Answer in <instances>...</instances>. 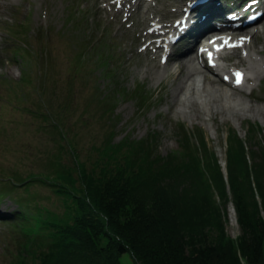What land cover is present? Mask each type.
I'll list each match as a JSON object with an SVG mask.
<instances>
[{"label":"rangeland","instance_id":"obj_1","mask_svg":"<svg viewBox=\"0 0 264 264\" xmlns=\"http://www.w3.org/2000/svg\"><path fill=\"white\" fill-rule=\"evenodd\" d=\"M8 2L12 5L2 7L5 13L0 14V189L8 195L0 199V216L22 209L30 221L47 222L46 228L32 229L41 234L36 239L45 247L51 224L69 220L71 214L64 196L46 178L55 177L59 170L73 175L78 172L77 164L97 177L113 147L110 142L142 139L153 130L159 137L157 153L181 158L180 143L186 133L191 148L187 156L189 160L193 155L201 157V164L172 184L208 188L210 201L218 206L209 219L218 228L207 224L204 229L209 231V240L216 232L237 239L241 228L235 203H224L220 176L214 169L212 174L202 173L203 163L216 158L227 183V136L229 139L235 130L246 141L252 161L250 150L260 154L264 148V113L249 111L239 120L217 117L214 121L192 120L176 113L170 83L158 82L144 72L157 66V61L149 54L137 53L140 39L136 31L141 27L131 19H116L101 0ZM157 9L165 18L173 17L160 5ZM75 15L83 19H72ZM20 26L21 33L11 35L10 30ZM256 42L264 49V37L258 35ZM107 50L114 56H105ZM22 51L23 59L17 55ZM81 51L83 62L77 60ZM262 54L264 59V50ZM197 77L205 82L202 73ZM145 90L152 98L138 108L135 97ZM240 94L252 107L258 102L264 105V80L256 83L252 92ZM253 126H258L259 132L249 140L247 128L251 133ZM126 151L120 147L118 157ZM256 199V212L264 220L261 200ZM12 222L0 221V264H11L23 255L18 243L24 236ZM198 244L195 247L199 248ZM30 254L23 255L27 263L35 262ZM118 260L119 264H139L130 252Z\"/></svg>","mask_w":264,"mask_h":264},{"label":"trees","instance_id":"obj_2","mask_svg":"<svg viewBox=\"0 0 264 264\" xmlns=\"http://www.w3.org/2000/svg\"><path fill=\"white\" fill-rule=\"evenodd\" d=\"M253 128L251 133L247 128L249 140L258 126ZM183 136L181 158L157 153L159 137L153 130L142 139L110 142L113 147L97 177L77 164L73 175L59 170L55 177L46 178L64 196L69 220L53 222L42 247L36 239L41 234L32 229L46 228L47 222H32L26 212H14L7 219L19 225L24 236L18 243L20 252L31 253L35 262L27 263L21 255L11 264H119L125 252L139 264H264V220L256 212L257 196L264 210V148L260 154L250 150V161L246 141L232 130L227 136V183L216 158L202 161V173L212 174L214 169L220 176V197L226 204L235 203L241 228L237 239L216 232L209 240L204 229L207 224L217 227L209 219L218 207L210 201L209 189L172 184L194 170L201 159L193 155L189 160V136ZM120 147L127 151L118 157ZM202 240L205 245H200Z\"/></svg>","mask_w":264,"mask_h":264},{"label":"bare ground","instance_id":"obj_3","mask_svg":"<svg viewBox=\"0 0 264 264\" xmlns=\"http://www.w3.org/2000/svg\"><path fill=\"white\" fill-rule=\"evenodd\" d=\"M141 1L147 7V10L143 12V18L147 20L148 18L145 14L150 10L151 6L146 0ZM168 2H177V0L162 1L163 4ZM245 32V35L250 37L245 41L244 45L249 47L239 61L242 65L247 66L248 80H260L264 78V61L254 54L262 56L261 53H263L264 49L257 44L255 45L254 41L257 38L255 36L264 37V23L260 27L253 26ZM181 57L175 59L172 66L171 64L162 67L151 66L144 70L145 73H148L151 77L153 76L158 82L165 80L170 83L171 102L176 108V113H180L182 116L192 120L201 118L204 121H214L217 117L222 120H239L247 115L249 111L264 113L263 103L258 102L256 107H252L248 100L240 94L243 88L234 90L226 88L205 70L201 69L195 63L192 52H187ZM173 66L174 68L172 69ZM199 73H202L205 82L203 80L202 82L198 81L197 75Z\"/></svg>","mask_w":264,"mask_h":264},{"label":"built area","instance_id":"obj_4","mask_svg":"<svg viewBox=\"0 0 264 264\" xmlns=\"http://www.w3.org/2000/svg\"><path fill=\"white\" fill-rule=\"evenodd\" d=\"M229 203H230V202H229ZM229 203H228V204H229Z\"/></svg>","mask_w":264,"mask_h":264},{"label":"snow or ice","instance_id":"obj_5","mask_svg":"<svg viewBox=\"0 0 264 264\" xmlns=\"http://www.w3.org/2000/svg\"><path fill=\"white\" fill-rule=\"evenodd\" d=\"M239 75V74H238Z\"/></svg>","mask_w":264,"mask_h":264}]
</instances>
